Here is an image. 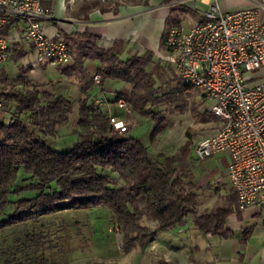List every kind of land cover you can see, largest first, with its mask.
Wrapping results in <instances>:
<instances>
[{
	"label": "trees",
	"instance_id": "16d2710c",
	"mask_svg": "<svg viewBox=\"0 0 264 264\" xmlns=\"http://www.w3.org/2000/svg\"><path fill=\"white\" fill-rule=\"evenodd\" d=\"M93 9L105 11L107 7L102 6L101 0H84L73 15L87 18ZM63 39L72 49L74 64L62 69L67 73L76 71L82 97L74 102L63 95L41 93L32 87L11 88L8 98L14 102L19 115L28 114L29 125L21 117L12 123L0 121V210L5 205V193L13 185L17 186L20 171L23 181H32L18 188L35 193L15 201L12 212L0 219V229L64 209L102 204L111 212L120 233L121 247L126 252L139 242H147L158 230L168 231L183 225L189 215L203 234L225 233L230 213L227 205L197 210L200 193L194 182L186 180L184 172L190 141L172 154L152 153L131 135L113 134L107 115L88 104L89 89L94 82L85 71L84 62L98 61L101 84L106 79H114L128 85L117 93L124 96L134 113L152 120L151 141L166 128L165 117L157 115L152 108L180 103L191 96L190 89L194 88L184 85L178 76L177 85L171 90L157 84L164 73L150 52L120 60L111 49L98 46L92 36L82 34ZM17 54L16 59L22 52ZM5 81V76L0 78V83ZM75 103L78 141L66 151H56L40 134L52 133L67 122ZM107 169L119 184L103 173ZM143 216L154 221V225L143 224ZM39 238L36 233L24 234V242L29 245H34ZM157 264L174 263L161 259Z\"/></svg>",
	"mask_w": 264,
	"mask_h": 264
},
{
	"label": "built area",
	"instance_id": "2783aa9c",
	"mask_svg": "<svg viewBox=\"0 0 264 264\" xmlns=\"http://www.w3.org/2000/svg\"><path fill=\"white\" fill-rule=\"evenodd\" d=\"M44 0H0V66L9 45L21 41L39 60L61 68L74 64L71 47L49 36L44 21L52 17ZM204 19L189 28L172 25L163 38L159 57L175 68L186 86L201 89L211 99L209 112L220 125L200 136L194 146L197 159L227 154V176L236 195V207L264 208V79L249 83L247 74L264 66V0L250 8L221 12L215 3ZM94 85L101 75L92 74ZM93 108L107 115L113 134H123L133 121L130 105L121 93L94 101ZM102 108L104 110H102ZM125 115L119 116L113 110Z\"/></svg>",
	"mask_w": 264,
	"mask_h": 264
},
{
	"label": "rangeland",
	"instance_id": "374dc122",
	"mask_svg": "<svg viewBox=\"0 0 264 264\" xmlns=\"http://www.w3.org/2000/svg\"><path fill=\"white\" fill-rule=\"evenodd\" d=\"M83 1L68 0L65 5L74 12ZM137 1L141 0H101V4L107 8H114L119 3ZM203 8L202 4L197 3V9L203 10ZM261 15H264V10H261ZM180 18L182 21L179 27L187 28L190 19L188 15ZM17 55L8 54L6 65L9 69L13 67L12 61L17 58ZM10 56L12 58H9ZM153 59L164 73L160 83L157 84H161L165 90H171L178 81L175 68L159 55L154 54ZM2 71L0 67V72ZM22 74L21 78L28 76L24 74V70ZM14 82L8 80L0 83V121L12 123L21 117L24 123L29 125L28 114L19 115L15 110L14 102L8 98V94L12 92L11 88L15 87ZM23 83L27 88L32 87L27 81ZM65 90L63 88L62 93H71L70 87ZM190 92L191 96H186L180 103L160 104L152 108L157 115L165 117L166 124L164 132L154 137V140L151 141V132L154 127L152 120L132 110L128 115L134 122L133 125L123 134L115 135L127 137L131 135L140 140L152 153L165 151L172 154L189 140L190 151L186 158L184 172L187 175L186 180L194 182L196 191L200 193L201 202L197 210H202L214 206L218 201L220 188L227 185L225 182L227 157L223 153H218L204 159L196 158L194 146L197 139L215 130L220 125V121L212 117L209 112L212 101L201 89H190ZM71 97L70 99H73L75 96ZM90 102L89 106L93 107L94 101ZM76 106L77 103L67 122L59 125L52 133L40 134L47 138L48 145L56 151H66L78 141ZM103 173L113 176L110 169ZM23 176V172L20 171L17 186L13 185L3 196L5 205L0 210V219L12 212L17 199L35 193L33 190L26 191L18 188L19 185L32 181V179L23 181ZM112 181L116 184L120 183L113 177ZM141 222L150 226L154 221L143 216ZM27 232L39 234L40 238L34 242V245L24 242V234ZM145 244V242H139L131 250L123 251L120 233L111 212L106 206L98 204L84 209H64L42 215L34 221L29 220L1 228L0 264H157L162 259L161 251H153Z\"/></svg>",
	"mask_w": 264,
	"mask_h": 264
},
{
	"label": "crops",
	"instance_id": "0c3cea01",
	"mask_svg": "<svg viewBox=\"0 0 264 264\" xmlns=\"http://www.w3.org/2000/svg\"><path fill=\"white\" fill-rule=\"evenodd\" d=\"M67 2L68 0L43 1L44 6L52 12V17L44 21L45 33L68 39L82 34L92 36L98 46L111 49L120 60L146 52L157 56L164 53L165 29L172 25L180 26V17L184 15L190 18L187 26L189 28L196 21L204 19V12L210 8L211 3H215L221 12L254 5V0H141L119 3L105 11L93 9L87 18H77L65 5ZM197 3L204 6L203 10L197 9ZM19 52L22 55L14 59L15 61L12 59V68L9 69L6 65L8 61L0 66L3 69L0 75L5 76L6 82L15 81L13 84L19 88L25 86L23 81H27L39 92L60 94L69 99L75 96L72 100L82 97L76 71L64 72L61 67L47 60H39L25 43L11 42L8 54ZM98 66L96 60L84 62V69L90 76L97 72ZM23 70L28 75L26 78H21ZM247 79L249 83L264 79V66L249 72ZM68 87L71 93H62L63 88L68 90ZM120 88H128V85L114 79H106L100 86L92 85L88 104L104 97L112 99L115 92L121 91ZM113 113L125 115L116 109ZM223 154L227 157V185L220 188L218 201L214 206L227 205L230 208L226 218V232L221 235L203 234L189 215L183 225L173 230H158L145 242L151 250L161 251L162 259L174 264H264V208L252 206L240 210L236 207L235 192L227 176L229 158L227 154ZM153 225L154 222L150 226Z\"/></svg>",
	"mask_w": 264,
	"mask_h": 264
}]
</instances>
